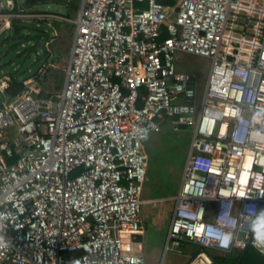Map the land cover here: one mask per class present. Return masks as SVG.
<instances>
[{
  "label": "built area",
  "instance_id": "built-area-1",
  "mask_svg": "<svg viewBox=\"0 0 264 264\" xmlns=\"http://www.w3.org/2000/svg\"><path fill=\"white\" fill-rule=\"evenodd\" d=\"M46 18L74 35L59 91L0 105V264H146L144 143L165 126L191 140L164 253L264 257L247 213L264 209V0H80L75 19L0 6L1 31ZM182 53L210 61L202 86Z\"/></svg>",
  "mask_w": 264,
  "mask_h": 264
},
{
  "label": "rangeland",
  "instance_id": "rangeland-1",
  "mask_svg": "<svg viewBox=\"0 0 264 264\" xmlns=\"http://www.w3.org/2000/svg\"><path fill=\"white\" fill-rule=\"evenodd\" d=\"M6 1L0 0V5H5ZM36 10L69 19L76 18V14L71 13L64 4L47 3L37 6ZM43 20H47L48 23L33 19L15 21L16 24H20L17 25L19 35L12 42L9 39L10 32L3 30L0 32V66H4V69H0V89L3 86L1 80L7 75L19 81L27 80L28 82L25 81L27 87L44 90L48 94L54 93L56 85L62 79L64 81L74 26L60 21L59 28H55L52 26L53 19ZM35 31L37 34L45 32L50 35L44 51H41L40 46L35 47L31 38ZM174 65L178 72L195 75L202 86L210 61L182 53L175 56ZM42 74L46 75V81L40 85L33 79ZM190 140V130L182 128L179 132H174L169 126H165L159 132L151 134L144 143L149 164L142 196L145 203L141 209L145 230L143 251L146 264H211L202 254L191 259L193 252L191 246H186L179 254L164 253L166 233L173 210L172 198L180 185Z\"/></svg>",
  "mask_w": 264,
  "mask_h": 264
},
{
  "label": "trees",
  "instance_id": "trees-1",
  "mask_svg": "<svg viewBox=\"0 0 264 264\" xmlns=\"http://www.w3.org/2000/svg\"><path fill=\"white\" fill-rule=\"evenodd\" d=\"M163 3H171V0H162ZM47 3H57V4H64L68 7L71 13H77L80 5V0H24L23 8L26 12H33L38 13L39 11L36 10V7L39 5L47 4ZM4 11V9H3ZM64 17V16H63ZM69 18V17H65ZM38 22H43L47 24V20H35ZM59 21H52V26L55 28H59ZM15 22H13V29L12 35H10V41L12 42L15 37L19 35V31ZM20 26V24L18 25ZM166 37V32L163 31L161 34V38ZM35 43V47L40 46L39 40H43V45L47 43L48 39H50V35L48 33L42 32L41 34H37V31L33 32V36L31 37ZM47 66V64H46ZM45 70V69H44ZM44 73V72H42ZM34 81L38 82L40 85L46 81V75L42 74V76H35ZM25 81H19L14 77L10 76L8 81V87L5 89L6 95L11 99L14 100L17 96H19L22 91L26 88ZM63 85L62 81L56 85L55 92L59 91ZM48 93H45L44 90H40L38 97L45 98L48 97ZM15 159H7L8 163H12ZM186 246L192 247V254L191 259H195L199 255H205L211 264H264V257L261 256L257 251L252 248H248L243 251H234L228 255H217L206 250L203 247L197 245H185L183 251L186 249Z\"/></svg>",
  "mask_w": 264,
  "mask_h": 264
},
{
  "label": "clouds",
  "instance_id": "clouds-1",
  "mask_svg": "<svg viewBox=\"0 0 264 264\" xmlns=\"http://www.w3.org/2000/svg\"><path fill=\"white\" fill-rule=\"evenodd\" d=\"M262 197H264V191L259 192ZM239 198H248V195L241 192ZM252 219L251 232L253 244L255 247L264 250V209H261L259 212L255 208L248 209V212ZM0 244H3V237H0ZM71 264H80L79 261L73 260Z\"/></svg>",
  "mask_w": 264,
  "mask_h": 264
},
{
  "label": "crops",
  "instance_id": "crops-1",
  "mask_svg": "<svg viewBox=\"0 0 264 264\" xmlns=\"http://www.w3.org/2000/svg\"><path fill=\"white\" fill-rule=\"evenodd\" d=\"M1 6V5H0ZM78 12V11H77ZM2 25V23L0 22V26ZM0 32H1V30H0ZM12 32V31H11ZM11 32H10V35H11ZM11 42V41H10ZM45 50V49H44ZM9 79H10V76L9 75H7V76H5V78H3L1 81H2V84H3V86H2V88L0 89V105H1V103L2 102H4V101H7V102H11V101H13V100H11L7 95H6V93H5V89L8 87V81H9ZM28 82V81H27ZM26 84V83H25ZM171 218V217H170ZM169 223H170V221H169ZM169 227V226H168ZM207 259V258H206ZM209 261V260H208Z\"/></svg>",
  "mask_w": 264,
  "mask_h": 264
},
{
  "label": "water",
  "instance_id": "water-1",
  "mask_svg": "<svg viewBox=\"0 0 264 264\" xmlns=\"http://www.w3.org/2000/svg\"><path fill=\"white\" fill-rule=\"evenodd\" d=\"M11 35H12V32H11ZM39 44H40L41 51H44V45H43V40L42 39L39 40ZM0 69L1 70L4 69V66H0Z\"/></svg>",
  "mask_w": 264,
  "mask_h": 264
}]
</instances>
